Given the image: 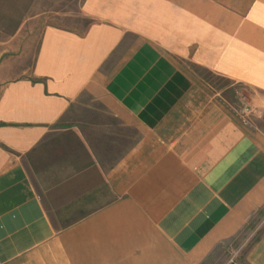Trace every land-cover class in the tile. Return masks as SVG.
<instances>
[{"label": "crops", "instance_id": "0c3cea01", "mask_svg": "<svg viewBox=\"0 0 264 264\" xmlns=\"http://www.w3.org/2000/svg\"><path fill=\"white\" fill-rule=\"evenodd\" d=\"M79 1L0 0V264H202L264 206V0Z\"/></svg>", "mask_w": 264, "mask_h": 264}, {"label": "rangeland", "instance_id": "374dc122", "mask_svg": "<svg viewBox=\"0 0 264 264\" xmlns=\"http://www.w3.org/2000/svg\"><path fill=\"white\" fill-rule=\"evenodd\" d=\"M79 2V0H37L36 8H26L20 14H24L25 17L37 16V32L45 24L82 29L88 20L82 15ZM13 11L18 13L19 10L11 7L0 8V13L4 14H11ZM236 95L242 96L243 100L249 102L254 109L255 115H253L250 127L256 126L264 131V110L260 115L257 114L250 98L245 96L241 89ZM263 230L264 206L253 213L241 232L229 241L218 245L202 264H251L247 260L248 254Z\"/></svg>", "mask_w": 264, "mask_h": 264}, {"label": "built area", "instance_id": "2783aa9c", "mask_svg": "<svg viewBox=\"0 0 264 264\" xmlns=\"http://www.w3.org/2000/svg\"><path fill=\"white\" fill-rule=\"evenodd\" d=\"M239 88L235 89V94H238ZM233 112L236 117L243 123L245 126L250 127L252 124V118L254 114V109L251 104L245 100H240L239 105L233 107Z\"/></svg>", "mask_w": 264, "mask_h": 264}]
</instances>
